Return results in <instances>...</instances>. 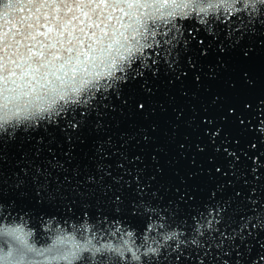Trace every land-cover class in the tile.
<instances>
[{"label": "snow or ice", "instance_id": "6c2138e0", "mask_svg": "<svg viewBox=\"0 0 264 264\" xmlns=\"http://www.w3.org/2000/svg\"><path fill=\"white\" fill-rule=\"evenodd\" d=\"M257 3L264 5V0ZM238 4H243V8L237 7ZM247 8L244 0H233L227 5L213 0H0V130H3L0 134V192L5 181L12 177V183L24 190L21 195L32 187L44 194L50 206H61L63 214H69L70 210L76 212V204L46 182L52 169L62 167L60 160L45 156L41 146L43 137L32 145L29 134L53 125L61 127L62 121H67L63 124L64 130L71 127L79 131L81 124L98 109L102 98L126 83L130 76L145 74L140 69L155 66L153 75H157L162 60L171 68L175 61L170 57L175 54L179 60L181 52L188 51L190 40L186 33L194 36L198 27L209 33L213 31L212 25L227 28L235 25L237 30L253 32L258 26L264 27V7L253 9L259 11V18L255 20L246 12ZM181 42L183 48L179 47ZM202 54L207 55V50ZM191 59L189 57L190 63ZM244 108L248 115H242L240 123L247 122L256 134L248 150H240L244 151L246 160L241 161L237 150L226 147L224 152L232 157L230 169H235L239 163L238 179L248 176L251 179H242L241 187L233 195L218 198L217 191H224V186L220 185L197 206L194 214L187 216L178 214V206L161 205L143 198L130 201L134 205L130 224L141 231L151 217L186 232L181 237L184 243L173 242L159 264H232L227 258L232 255V245L225 241L237 238L243 241L264 231V149L259 147L264 144V98L246 102ZM229 112L234 114L235 109ZM77 114L84 119H71ZM220 131L219 128L215 132L206 130L213 137H219ZM9 133L14 136L9 138ZM105 143L110 144L111 139L100 142L98 153L107 155ZM28 145L31 147L26 150ZM117 166L123 167V164ZM96 169L111 176L103 160L97 162ZM103 179L92 173L84 178L82 183L92 188L93 193L81 191L78 194V213L88 211L83 205H91V195L103 184ZM122 179L112 177L113 183L101 190L102 196L113 193L115 213H120L125 203L124 189L117 188ZM135 179L139 181V176ZM144 191L139 183L133 189L137 197ZM97 206L101 207L98 202ZM101 215L106 214L101 211ZM36 217L40 220V213ZM15 231L22 233V229ZM57 243L63 245L65 239ZM48 251L58 253L54 259L71 264L79 246L73 242L70 250L54 247ZM12 255L9 252L0 257V264H13ZM235 264H244V261L237 259ZM250 264H264V252L252 257Z\"/></svg>", "mask_w": 264, "mask_h": 264}, {"label": "water", "instance_id": "95a60500", "mask_svg": "<svg viewBox=\"0 0 264 264\" xmlns=\"http://www.w3.org/2000/svg\"><path fill=\"white\" fill-rule=\"evenodd\" d=\"M186 36L190 40L188 51L181 52L179 60L173 54L170 60L175 63L171 68L162 60L157 75H153L155 66L140 69L145 74L130 76L126 83L102 98L98 109L81 124L79 131L71 127L64 130L63 124L67 121H62L61 127L53 125L29 134L32 145L43 137L41 146L45 156L60 160L62 167L52 169L46 182H50L52 189L62 191L66 200L73 201L77 213L80 210L78 194L81 191L93 193L92 188L82 183L89 173L104 177L103 184L95 189L89 201L93 216L99 209L108 216L123 217L125 223L131 222L134 205L130 201L134 199L178 206V214L187 216L194 214L197 206L218 186L223 185L224 191H217V197L225 199L241 187L242 179H251L250 176L238 179L240 165L229 168L232 157L224 148L237 150L243 162L246 160L244 151L256 135L247 122L240 123V117L248 115L244 108L246 102L264 98V27L258 26L253 32L237 30L235 25L231 28L214 25L211 33L198 27L194 36L187 33ZM179 47H184L182 42ZM205 49L207 55L202 54ZM229 109H235V113H230ZM71 119L83 120L84 117L77 114ZM97 124L102 126L97 128ZM218 128L221 129L219 137L206 132H215ZM109 138L111 143L104 144L107 155L98 153L100 142ZM30 147L26 146V150ZM259 147L264 149V144ZM100 160L106 162V171L111 176L97 171L96 164ZM118 163L123 167H118ZM115 176L123 177L117 186L123 188L125 194L120 213L113 211L112 192L101 195L103 187L112 184ZM12 179L5 181L0 196L5 203L14 201L15 211L32 209L35 216L63 214V208L50 206L38 189L29 187L21 195L24 190L17 188ZM138 183L145 189L141 197L133 193ZM9 222L33 230L34 239L40 244L46 243L47 231L41 224L51 225L47 216L37 221L30 216L0 219L2 224ZM225 243L232 245V255L227 257L232 264L237 259L250 264L252 257L264 252V231L243 241L237 238Z\"/></svg>", "mask_w": 264, "mask_h": 264}, {"label": "clouds", "instance_id": "9594fccd", "mask_svg": "<svg viewBox=\"0 0 264 264\" xmlns=\"http://www.w3.org/2000/svg\"><path fill=\"white\" fill-rule=\"evenodd\" d=\"M213 2L227 5L233 0H213ZM244 3L248 4L246 12L250 14V17L254 20L258 19L259 11H253V9H259L264 5L257 3V0H244ZM237 7L243 8V4H238ZM0 134H3V130H0ZM13 136L14 133H9V138ZM83 207L88 209L83 214L75 210H70L67 215L48 216L40 213V220L47 216L51 221L50 226L41 224V228H46L47 231L46 243L43 244L34 239L33 230L23 225L12 222L0 223V257L11 252L13 264H68L66 260L54 259L53 257L58 253L48 250L54 247L70 250L75 242L79 246V251L71 264H81L82 260L84 264L89 262L90 264H117V262L119 264H153L154 261H160L163 253L173 242L184 243L181 239L186 235L184 230L162 224L159 219L154 220L150 217L147 227L141 231L140 228L125 223V220H121L119 216L113 218L101 215L99 209L93 216L91 205L86 204ZM14 208V201L5 203L0 196V216L5 219L30 216L37 221L32 209L14 211ZM16 229H22V233L15 231ZM61 238L65 239L63 245L57 243Z\"/></svg>", "mask_w": 264, "mask_h": 264}]
</instances>
